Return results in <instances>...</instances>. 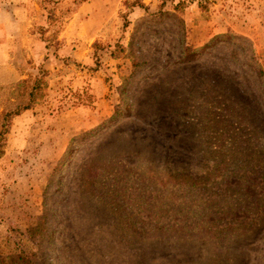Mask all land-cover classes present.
<instances>
[{
  "label": "rangeland",
  "instance_id": "rangeland-1",
  "mask_svg": "<svg viewBox=\"0 0 264 264\" xmlns=\"http://www.w3.org/2000/svg\"><path fill=\"white\" fill-rule=\"evenodd\" d=\"M4 1L0 264H264V0Z\"/></svg>",
  "mask_w": 264,
  "mask_h": 264
},
{
  "label": "trees",
  "instance_id": "trees-1",
  "mask_svg": "<svg viewBox=\"0 0 264 264\" xmlns=\"http://www.w3.org/2000/svg\"><path fill=\"white\" fill-rule=\"evenodd\" d=\"M242 38H244V37H242ZM211 42H212V40L209 42V44ZM207 44L208 43L200 46L199 47V51L201 49L205 48L206 46H208ZM196 53H197V49L196 50H192L190 53H188V52H186V50H184L183 51V57L180 59V61H189V60H191L193 58V55H195ZM250 60L252 61V66L251 67H252L253 72H254L255 76L257 77V79H263V70L261 69V67L255 61L252 51L250 52ZM22 83H24V81ZM38 87H39V85H38V76H35L31 86L29 87V89H28V91L26 93V96H27L26 101L27 102H25V103L17 102L13 109H11V110H3L1 112L2 124H1V130H0V145L4 141L3 137H4V134L6 133V130H7V127H8V123H9L10 119L13 116L19 114L22 110H25V109L29 108V102L32 101L33 95H34V91H36L38 89ZM263 91H264V88H263ZM21 96L22 95H20V97ZM183 181L184 180H181V182H183ZM189 183L191 185H194V184H196V180L191 179V180H189Z\"/></svg>",
  "mask_w": 264,
  "mask_h": 264
},
{
  "label": "crops",
  "instance_id": "crops-1",
  "mask_svg": "<svg viewBox=\"0 0 264 264\" xmlns=\"http://www.w3.org/2000/svg\"><path fill=\"white\" fill-rule=\"evenodd\" d=\"M2 6L6 7V6H8V3L5 2L4 0H1V2H0V20H2L4 22V25H2V26H3V30L5 31L4 37L2 38V40H0V55H2L3 53L5 54V52H7L8 44L10 41L13 40L14 33H13L12 29L5 28V26L6 27H9V25L11 26V22L14 21V18H15L11 14L9 7L2 8ZM8 9H9V11H7ZM17 17L20 18V16H17ZM21 77H22V75L15 65L10 64V63H6V65L0 66V85L1 84L3 85V84L16 83L19 81V79ZM65 113H67V112H65ZM15 116H18V115H15ZM56 117H59V116H56ZM56 119L57 118H53L51 124L55 125L54 123H56L58 126L59 121L57 120V122H56ZM69 125H72V123ZM55 127H56V125H55Z\"/></svg>",
  "mask_w": 264,
  "mask_h": 264
}]
</instances>
